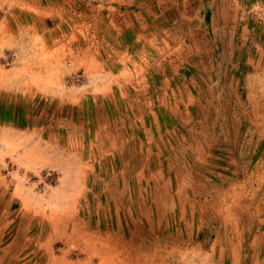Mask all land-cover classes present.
I'll return each instance as SVG.
<instances>
[{"label":"rangeland","instance_id":"rangeland-1","mask_svg":"<svg viewBox=\"0 0 264 264\" xmlns=\"http://www.w3.org/2000/svg\"><path fill=\"white\" fill-rule=\"evenodd\" d=\"M211 4L179 65L107 0H0V264H264V0Z\"/></svg>","mask_w":264,"mask_h":264},{"label":"crops","instance_id":"crops-1","mask_svg":"<svg viewBox=\"0 0 264 264\" xmlns=\"http://www.w3.org/2000/svg\"><path fill=\"white\" fill-rule=\"evenodd\" d=\"M211 6V0H107L112 48H122L123 57L128 56L126 41L131 42L133 33L141 49L152 48L162 56L159 64L193 65L196 58L206 64L218 32L211 25ZM144 55L153 58L152 53Z\"/></svg>","mask_w":264,"mask_h":264}]
</instances>
